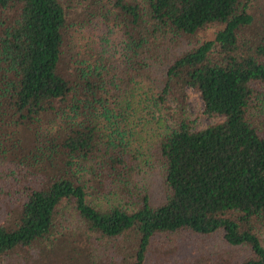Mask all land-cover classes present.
Segmentation results:
<instances>
[{
	"label": "trees",
	"instance_id": "obj_1",
	"mask_svg": "<svg viewBox=\"0 0 264 264\" xmlns=\"http://www.w3.org/2000/svg\"><path fill=\"white\" fill-rule=\"evenodd\" d=\"M76 1L0 0V264H264V0Z\"/></svg>",
	"mask_w": 264,
	"mask_h": 264
},
{
	"label": "rangeland",
	"instance_id": "obj_2",
	"mask_svg": "<svg viewBox=\"0 0 264 264\" xmlns=\"http://www.w3.org/2000/svg\"><path fill=\"white\" fill-rule=\"evenodd\" d=\"M64 3L65 7L68 8V20H73L75 23L77 20L79 21L78 13L81 11V8L76 0H61ZM69 32L72 34V39L74 36V28H69ZM206 35H210L209 31H203L200 35H197L194 38H190L191 40H187V42L183 43V48H187L190 45L196 44L195 42L199 40V38L207 37ZM67 49H75L73 47V43L71 45L66 44ZM186 99H185V107L184 109L181 106L176 105L172 101H168L167 105L161 106L162 111L176 112V115H184V118L190 121V124L193 129L199 130L203 129L209 125L218 123L223 120L222 116L219 115H209L204 112L203 101L198 92L193 90L192 88H186ZM160 112V114H162ZM172 120L174 119L173 117ZM148 120V118H147ZM175 120V119H174ZM176 121V120H175ZM171 120H168L167 123H171ZM145 189L148 192L150 202L152 205L156 206L161 203L164 199L165 189L162 183V176L158 168L150 167L147 174L145 175ZM144 178V176H143Z\"/></svg>",
	"mask_w": 264,
	"mask_h": 264
}]
</instances>
